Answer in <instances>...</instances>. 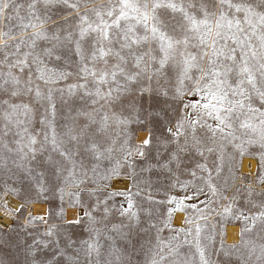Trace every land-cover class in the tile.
Segmentation results:
<instances>
[{
	"label": "snow or ice",
	"instance_id": "obj_1",
	"mask_svg": "<svg viewBox=\"0 0 264 264\" xmlns=\"http://www.w3.org/2000/svg\"><path fill=\"white\" fill-rule=\"evenodd\" d=\"M0 213V264H264V0H0Z\"/></svg>",
	"mask_w": 264,
	"mask_h": 264
},
{
	"label": "bare ground",
	"instance_id": "obj_2",
	"mask_svg": "<svg viewBox=\"0 0 264 264\" xmlns=\"http://www.w3.org/2000/svg\"><path fill=\"white\" fill-rule=\"evenodd\" d=\"M139 135H146V132H141V133H138ZM251 164L252 165V170L255 171V164H256V161H253V160H250V158L248 157H244L242 162H241V172H248V165ZM10 200V204L14 205L15 201L12 200L11 198H9ZM48 206L46 204H36V205H33L32 208L30 209L33 214H39L41 211H43L44 209H46ZM71 211L72 210H69V215H71ZM0 215H2V213H0ZM183 216V213H180L178 212L175 216V225H179L180 224V218H182ZM0 222H3V221H0ZM8 223H12L11 219H8L7 220ZM238 237L236 235H234V229L229 226L228 227V236L226 238V243H232L235 239H237Z\"/></svg>",
	"mask_w": 264,
	"mask_h": 264
},
{
	"label": "rangeland",
	"instance_id": "obj_3",
	"mask_svg": "<svg viewBox=\"0 0 264 264\" xmlns=\"http://www.w3.org/2000/svg\"><path fill=\"white\" fill-rule=\"evenodd\" d=\"M20 2H22V3H26L27 2V0H20ZM240 171H241V169H240ZM48 206V205H47ZM178 213V212H177ZM176 213V214H177ZM176 216V215H175ZM174 221H175V218H174ZM175 223V222H174ZM175 225V224H174ZM175 226H179V225H175Z\"/></svg>",
	"mask_w": 264,
	"mask_h": 264
}]
</instances>
